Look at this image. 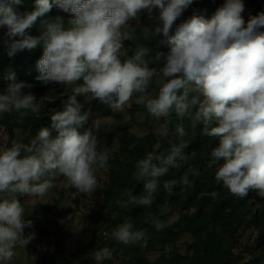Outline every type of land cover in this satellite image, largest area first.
I'll use <instances>...</instances> for the list:
<instances>
[{
	"label": "clouds",
	"instance_id": "1",
	"mask_svg": "<svg viewBox=\"0 0 264 264\" xmlns=\"http://www.w3.org/2000/svg\"><path fill=\"white\" fill-rule=\"evenodd\" d=\"M192 3L55 0L59 9L73 17L65 24L60 16L39 20L52 9L50 0H35L34 10L23 13L17 11L22 0L0 2V28H7L8 55L42 46L36 79L73 86L63 110L51 115L50 127L40 128L27 143L13 140L11 146L0 147V264H11L15 249L24 248L35 236L24 235L32 222L25 220L20 196L42 198L59 177L65 178L66 186L93 193L98 187L97 172L108 171L111 156L98 135L101 123L91 120V127H86L92 117L86 105L93 100L116 113L135 103L156 119L175 112L181 119L187 116L202 122L203 134L218 141L208 162V167H215L216 183L237 198L256 192L264 199V31L260 30L264 12L245 24L243 0H226L211 19L194 13L170 34ZM153 9L159 11L160 26L140 29L146 38L162 34L170 46L159 69L150 67L143 45L131 56L124 51V42L133 40L136 32L129 21L138 20L142 10L151 14ZM38 20L40 34L29 35ZM6 79L7 88L0 92V115L15 113L23 123L30 113H39L36 97L22 91L30 85L17 82L14 72ZM186 134L182 125H177L175 134L168 128L156 130L155 150L138 159L132 173L133 180L143 183V194L125 189L127 199L118 202L120 207H151L161 183L169 195L178 183L191 187L189 174L199 175L194 168H188L179 181H161L170 169L180 170L186 161ZM149 215L158 232L173 223ZM109 238L137 244L145 240V231L134 230L131 220H126ZM113 251L102 247L92 256L100 264L111 259Z\"/></svg>",
	"mask_w": 264,
	"mask_h": 264
},
{
	"label": "rangeland",
	"instance_id": "2",
	"mask_svg": "<svg viewBox=\"0 0 264 264\" xmlns=\"http://www.w3.org/2000/svg\"><path fill=\"white\" fill-rule=\"evenodd\" d=\"M225 2L193 0L177 19L170 34H174L176 25L194 13L211 19ZM50 3L53 4L52 9L39 20L60 16L67 24L73 18L69 13H63L55 0H50ZM243 3L245 24L252 12L256 11L255 16L264 12V0H243ZM34 7L35 0H22L17 11H32ZM158 15V9H153L151 14L142 10L138 20L129 21L136 27V32L133 40L124 42L127 55L134 54L138 46L143 45L147 49L164 41L162 34L146 38L140 29L147 26L154 30L160 26ZM39 20L28 30L29 35L40 34ZM260 30L264 31V28ZM8 40L7 28H0V92L9 83L8 80L1 81V73L8 76L14 72L17 82L30 85L22 91L36 97L40 112L30 113L23 123L18 121L15 113L0 115V147L11 146L13 140L27 143L40 128L50 127L51 115L63 110L73 87L36 79L39 75L36 63L42 57V46L17 52L14 56L21 57L25 52L30 60L25 65L26 74L15 72L12 67L14 56L8 55ZM169 51L158 53L163 54L160 60L155 59L158 54L145 55L144 58L150 61V67L159 69L163 67L164 56ZM77 99L84 101L83 96ZM86 108L92 112L86 127H91V120L101 123L98 135L109 148L111 156L108 171L97 172L98 187L93 193H81L66 186L65 178L59 177L54 181V187L42 198L20 196L25 220L32 222L31 227H25L24 235L27 237L34 233L35 236L24 248L18 246L15 249L17 255L11 264H97L92 253L102 247L114 251L111 259L100 264H220L232 256L234 264H264V199L256 192H250L245 198H237L216 183L215 167H208V150L216 138L203 134L205 125L202 122L187 116L181 119L175 112L156 119L135 103L121 113L112 112L96 100ZM177 125H182L187 133L183 137L189 142L184 150L187 159L181 162L183 166L180 170L170 169L166 176L161 177V181H179L188 168H194L199 175L189 174L191 187L178 183L169 195L161 183L151 207H120L118 202L127 199L123 195L125 189L132 190L133 195L143 194V183L133 180L132 173L135 162L147 152L155 150L156 130L168 128L175 134ZM53 135H56L54 131ZM172 139L176 140L177 137L173 135ZM214 146H218V141ZM163 147H168L167 141L163 142ZM212 192L218 195L213 197ZM149 214L165 221L171 219L173 223L158 232ZM126 220H131L134 230L145 231L144 241L125 245L109 238L113 229ZM104 233H108L109 237ZM203 248L207 249V254ZM59 253L62 255L59 256Z\"/></svg>",
	"mask_w": 264,
	"mask_h": 264
},
{
	"label": "trees",
	"instance_id": "3",
	"mask_svg": "<svg viewBox=\"0 0 264 264\" xmlns=\"http://www.w3.org/2000/svg\"><path fill=\"white\" fill-rule=\"evenodd\" d=\"M256 12V11H255ZM255 12H252L250 14V17L251 16H255ZM64 13V12H63ZM170 50V46L167 44V43H164L163 41L162 42H159L155 45H152L151 47L147 48V53L146 55H154V54H158V53H162V52H165V51H169ZM30 60V56L28 53H25L23 52L21 57H17V56H14L12 58V67L13 69L15 70V72L17 73H20V74H26L25 72V65L29 62ZM9 65V64H8ZM1 66H4V64H2ZM2 69V67H1ZM7 75L1 73V81L2 80H6ZM217 140H215L216 142ZM215 142H212V144L210 145L209 147V150H208V153H210L212 151V149L216 146H214ZM203 252L205 254H207V249L206 248H203ZM62 254L59 253V256H61ZM210 262V260H209ZM235 263V259L234 257H230L227 261L225 262H221L220 264H234Z\"/></svg>",
	"mask_w": 264,
	"mask_h": 264
}]
</instances>
